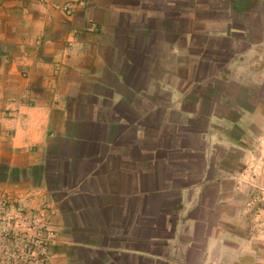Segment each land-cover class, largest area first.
Segmentation results:
<instances>
[{
	"label": "crops",
	"instance_id": "obj_1",
	"mask_svg": "<svg viewBox=\"0 0 264 264\" xmlns=\"http://www.w3.org/2000/svg\"><path fill=\"white\" fill-rule=\"evenodd\" d=\"M260 122L264 0H0V188L54 264H241Z\"/></svg>",
	"mask_w": 264,
	"mask_h": 264
},
{
	"label": "built area",
	"instance_id": "obj_2",
	"mask_svg": "<svg viewBox=\"0 0 264 264\" xmlns=\"http://www.w3.org/2000/svg\"><path fill=\"white\" fill-rule=\"evenodd\" d=\"M58 212L55 201L38 191L0 189V264H54Z\"/></svg>",
	"mask_w": 264,
	"mask_h": 264
},
{
	"label": "rangeland",
	"instance_id": "obj_3",
	"mask_svg": "<svg viewBox=\"0 0 264 264\" xmlns=\"http://www.w3.org/2000/svg\"><path fill=\"white\" fill-rule=\"evenodd\" d=\"M258 130L259 136L245 137L250 145L243 147L244 168L239 178L246 217L244 229L249 226L251 230L245 234L244 264H264V122H260Z\"/></svg>",
	"mask_w": 264,
	"mask_h": 264
},
{
	"label": "trees",
	"instance_id": "obj_4",
	"mask_svg": "<svg viewBox=\"0 0 264 264\" xmlns=\"http://www.w3.org/2000/svg\"><path fill=\"white\" fill-rule=\"evenodd\" d=\"M246 259H243V262L241 263V264H244V261H245Z\"/></svg>",
	"mask_w": 264,
	"mask_h": 264
}]
</instances>
